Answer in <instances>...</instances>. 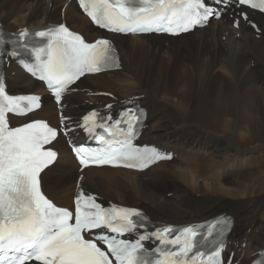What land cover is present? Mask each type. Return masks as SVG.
<instances>
[{"label":"bare ground","instance_id":"6f19581e","mask_svg":"<svg viewBox=\"0 0 264 264\" xmlns=\"http://www.w3.org/2000/svg\"><path fill=\"white\" fill-rule=\"evenodd\" d=\"M228 1L212 2L218 9L227 4L228 14L170 37L105 33L77 11L75 0H0V19L9 26L67 20L87 40L106 37L117 45L120 69L85 75L65 92L61 111L68 126L94 101L112 103L113 111L136 97L147 109L140 142L157 144L172 156L141 172L110 167L79 172L60 134L52 144L59 157L42 173L44 190L56 204L71 207L73 196L87 193L108 205H139L154 225L198 222L226 210L235 217L226 255L234 252V264H250L257 256L264 244V14ZM5 78L9 90L43 91L17 60L5 61ZM43 100L17 123L55 117L60 124L57 105L48 96ZM77 130L70 131L72 138ZM219 190L234 198L220 197Z\"/></svg>","mask_w":264,"mask_h":264},{"label":"snow or ice","instance_id":"6c2138e0","mask_svg":"<svg viewBox=\"0 0 264 264\" xmlns=\"http://www.w3.org/2000/svg\"><path fill=\"white\" fill-rule=\"evenodd\" d=\"M238 3L264 11V0H238ZM79 4L94 24L115 33L178 34L215 14L204 0H79ZM241 16L248 19L246 13ZM234 23L239 27L238 20ZM34 34L46 39V43L33 49L38 64L25 67L47 82L58 103L69 85L85 73L119 67L114 45L108 39L86 42L82 35L70 31L64 24ZM28 35L27 29L18 33L21 40ZM4 44L0 33V48ZM40 99L36 95H9L0 76V264L32 261L41 264H113V261L115 264H221L223 237L232 223L230 217L198 227L163 226L149 232L148 218L135 208L116 205L104 208L94 195L85 197L83 193L76 198L74 212L57 207L49 200L41 191L40 174L57 158L55 151L44 148L56 138L57 130L41 120L12 128L7 118L9 113L24 115L38 109ZM25 101L27 104L22 103ZM143 115L142 110L137 115L136 110L129 109L111 124L100 123L98 127L103 131L94 138L103 147L74 148L81 165L146 168L165 158L155 149H142L133 144L136 126ZM97 118L95 111L84 116L82 126L86 131L95 132L92 125ZM96 229L104 231L97 235L93 233ZM141 229L143 233L134 241L119 238L139 233ZM86 235L91 238H85ZM214 235L215 248L208 252L202 250L201 241ZM150 240L157 241L159 246L146 249L144 242Z\"/></svg>","mask_w":264,"mask_h":264},{"label":"rangeland","instance_id":"374dc122","mask_svg":"<svg viewBox=\"0 0 264 264\" xmlns=\"http://www.w3.org/2000/svg\"><path fill=\"white\" fill-rule=\"evenodd\" d=\"M25 7V6H24ZM23 8V7H22ZM41 11V10H40ZM244 11H246V10H244ZM225 14L224 15H226V14H228V12L227 11H225L224 12ZM57 16H58V12H57ZM1 20V19H0ZM1 22L3 23V21L1 20ZM52 22H54V21H52ZM65 22V21H64ZM4 24V23H3ZM66 24L70 27V22L69 21H67L66 20ZM4 26H5V28H9V29H11V30H14V29H18V27H16V26H9L8 24H4ZM254 61V60H253ZM8 84H9V82H8ZM11 91H13V92H24L22 89H10ZM106 93V94H105ZM104 93V95H109V92H105ZM46 96L47 95H45V97L44 98H46ZM101 106H104V101H94L93 102V107H101ZM120 106V105H119ZM92 107V108H93ZM120 108V107H119ZM53 121H55V117H54V119H53ZM79 121V120H78ZM195 158H193L192 157V160L190 161V162H192L193 160H194ZM186 163H189L188 161H186ZM185 163V164H186ZM165 170V168H161L160 170ZM220 183H222V181H220ZM261 183H262V187H264V183H263V181H261ZM192 191V190H191ZM193 193H195L196 195H198V196H200V193H198V192H195V191H192ZM218 195L220 196V197H222V198H225V199H233L234 198V196L233 195H231L230 193H227V192H225V191H223V190H219V192H218ZM168 198H171L172 196H167ZM97 198V197H96ZM97 199H99V198H97ZM105 203V202H104ZM117 204H120V205H124L123 203H120V202H116ZM130 204H132V203H130ZM134 204V203H133ZM134 206H137V207H139L140 208V206L139 205H136V204H134ZM223 212H225L226 210H222ZM230 211V210H229ZM227 213H228V211H227ZM147 214V213H146ZM150 216V215H149ZM152 218V217H151ZM236 227L238 228L239 227V224L238 223H236Z\"/></svg>","mask_w":264,"mask_h":264}]
</instances>
